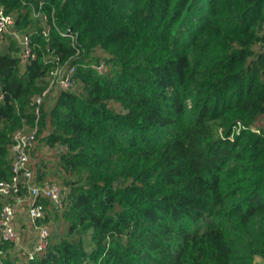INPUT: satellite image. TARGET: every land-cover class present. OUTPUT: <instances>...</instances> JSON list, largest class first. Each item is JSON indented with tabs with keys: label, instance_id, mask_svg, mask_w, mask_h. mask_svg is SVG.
<instances>
[{
	"label": "trees",
	"instance_id": "16d2710c",
	"mask_svg": "<svg viewBox=\"0 0 264 264\" xmlns=\"http://www.w3.org/2000/svg\"><path fill=\"white\" fill-rule=\"evenodd\" d=\"M39 1L0 0L38 44L22 64L0 43V178L14 131L34 129L59 166L31 167L63 182L52 206L66 228L0 264L264 260V0H42L48 40ZM58 63L75 66V87L50 90L37 114L31 97Z\"/></svg>",
	"mask_w": 264,
	"mask_h": 264
},
{
	"label": "built area",
	"instance_id": "2783aa9c",
	"mask_svg": "<svg viewBox=\"0 0 264 264\" xmlns=\"http://www.w3.org/2000/svg\"><path fill=\"white\" fill-rule=\"evenodd\" d=\"M32 14L42 20L40 34L48 40L54 19L48 23V14L43 10V1L33 8ZM13 39L18 46V55L22 64L35 58L38 44L32 39L29 31L20 29L16 26L13 14L4 10L0 6V43L6 39ZM264 50V43L262 44ZM50 56L58 60L59 56L55 49L50 50ZM107 64L100 61L96 65L98 72H104ZM75 66L66 67L65 64H57L50 70V80L47 86L40 93L32 95L30 104L35 113L39 114L40 105L45 95L50 90L55 89H74ZM3 98V92L0 89V100ZM258 131V130H257ZM13 142L11 145L12 161L11 175L8 178H0V198L12 197L13 201L3 202L0 209V241L10 243L6 248H0V261L2 256L10 253L15 261L29 260L34 255L45 250L49 244L51 229L46 223L40 222L46 217V206L37 200V197L43 196L56 207L62 204V190L58 182L45 180L38 182L31 167L30 149L34 141V131L28 132L24 128L17 129L13 133ZM67 146L58 145V151L65 152ZM27 191V196L20 194L21 187ZM19 205H25L26 225L33 233L29 236L24 232V228L15 222ZM27 234V235H26Z\"/></svg>",
	"mask_w": 264,
	"mask_h": 264
},
{
	"label": "rangeland",
	"instance_id": "374dc122",
	"mask_svg": "<svg viewBox=\"0 0 264 264\" xmlns=\"http://www.w3.org/2000/svg\"><path fill=\"white\" fill-rule=\"evenodd\" d=\"M4 42L9 43L12 48H14V46L17 45L16 41H14L13 39H9V38L6 39ZM98 53H103V52L98 51ZM53 91L54 90L51 91V94L47 98L48 101H50L52 99ZM189 104H190V101L187 100V105H189ZM240 127H242V124H238V126L236 128L234 127V130L236 129V132H237V131H239ZM25 130L28 132L34 131V129H25ZM40 136H38L37 134L34 133L33 149H35V151H34L35 153L32 152V150H33L32 149L30 152L31 160L32 161H33V159L37 160V159H39V157H41V160H43V166H45L47 168H49V166H55V165L59 166V162H57V160L55 158H52L50 148L47 147V144H44V142L39 139ZM36 152H38V154ZM52 179L54 181L58 182L61 187L63 186V182L60 181L59 179H57V178H52ZM22 195L27 196L26 189H23ZM46 209H47L46 224L49 225L52 234L54 233V235H56V234H60L61 231H65L66 221L62 217L61 210L54 208L51 203L46 204ZM15 222L20 227L24 228V232H26L28 234V236H29V233L30 234L33 233L32 231H30L28 229V226L26 225L25 205H19L18 212H17L16 217H15ZM258 264H264V260L259 259Z\"/></svg>",
	"mask_w": 264,
	"mask_h": 264
}]
</instances>
